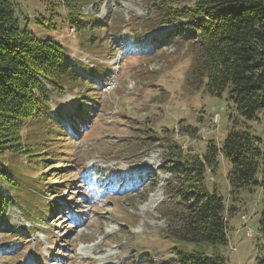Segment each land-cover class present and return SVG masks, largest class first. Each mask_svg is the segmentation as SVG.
Masks as SVG:
<instances>
[{"label": "rangeland", "instance_id": "1", "mask_svg": "<svg viewBox=\"0 0 264 264\" xmlns=\"http://www.w3.org/2000/svg\"><path fill=\"white\" fill-rule=\"evenodd\" d=\"M10 1L22 29L65 44L70 54L97 56L106 64L97 67L102 76L91 83L97 103L93 101L88 122L77 134H70L71 140L55 142L50 137L42 141L46 144L40 151L43 155L32 159L26 154L5 157L19 185L16 192L8 193L0 183L14 202L6 208V223L0 225V264L31 260L41 264H149L150 258L156 264H174L172 250L178 244L165 238L167 220L162 214L173 205L172 198H166L173 181L166 167L177 154L200 156L208 140L220 144L233 120L241 121V117L226 93L219 98L204 88L188 86L192 57L187 44L173 41L157 50L151 48V39L158 40L163 33L155 29V17L149 14L154 0H91L82 12L103 22L101 31L94 34L70 30L63 0ZM90 35L94 38L88 45ZM108 38L111 45L106 43ZM138 39L142 40L135 46ZM90 70L94 73L96 69ZM111 75L117 87L103 93L99 81ZM79 89L93 97L89 87ZM72 97L71 92L54 94L52 109L69 106ZM34 122H27L21 134L38 133L32 141L35 146L54 124ZM246 126L235 125L234 129L249 130L264 142V111ZM50 153L57 158L39 162L38 158ZM218 162L214 177L207 172V184H214L231 206L225 179L228 165L221 157ZM41 168L44 173L39 177ZM43 178L60 186L43 187ZM257 181L252 192L241 191L233 204L237 211L228 218V243L218 249L226 264H264V169ZM49 204L52 209L58 207L45 215L44 206ZM16 229L27 234L18 243L13 238ZM248 229L249 237L245 235Z\"/></svg>", "mask_w": 264, "mask_h": 264}, {"label": "trees", "instance_id": "2", "mask_svg": "<svg viewBox=\"0 0 264 264\" xmlns=\"http://www.w3.org/2000/svg\"><path fill=\"white\" fill-rule=\"evenodd\" d=\"M90 3L91 0L62 1L72 32L101 31L103 22L82 12ZM150 12L151 19L155 17V29L163 31L161 38L151 44L153 48L173 41L187 44L192 57L188 86L204 88L219 98L226 93L241 117V121L233 120L232 129L220 144L208 140L200 156L177 154L178 158L166 167L173 179L166 198H172L173 205L162 213L167 220L165 238L178 244L172 250L171 261L226 264L218 249L228 243V218L237 211L233 204L241 191L252 192L259 185L257 176L264 169L263 140L249 130L234 129L235 125L246 126L247 121L258 120V113L264 111V0H154ZM89 37L92 39L88 45L94 38ZM110 40L106 41L108 45L112 44ZM69 57L65 44L38 38L26 27L22 29L15 4L0 0V183L8 193L17 191L19 181L11 164L6 163V156L26 154L32 159L43 155L40 151L46 144L42 141L50 137L55 142L70 140L67 133H73L88 118L94 99L79 88L93 90V72ZM66 92L73 96L70 105L53 110V95ZM41 120L54 126L34 146L32 141L39 134L22 136L21 131L27 122ZM219 157L228 165L225 179L231 206L226 205L214 184H207V172L212 177L216 175ZM54 158L57 157L50 153L38 160L47 163ZM40 170L39 177L44 173L43 168ZM42 181L43 187L60 186L45 178ZM8 193L0 187L2 226L6 223V208L14 203ZM44 207L43 213L51 214L50 204ZM13 232L16 240L27 237L21 230ZM149 264L156 263L150 258Z\"/></svg>", "mask_w": 264, "mask_h": 264}, {"label": "built area", "instance_id": "3", "mask_svg": "<svg viewBox=\"0 0 264 264\" xmlns=\"http://www.w3.org/2000/svg\"><path fill=\"white\" fill-rule=\"evenodd\" d=\"M246 235L250 236L251 235L250 231L247 230Z\"/></svg>", "mask_w": 264, "mask_h": 264}]
</instances>
